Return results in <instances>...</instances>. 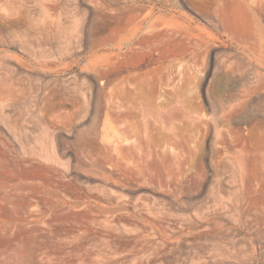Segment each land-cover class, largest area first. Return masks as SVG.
<instances>
[{
    "label": "rangeland",
    "instance_id": "1",
    "mask_svg": "<svg viewBox=\"0 0 264 264\" xmlns=\"http://www.w3.org/2000/svg\"><path fill=\"white\" fill-rule=\"evenodd\" d=\"M146 1L167 34L137 69L181 41L155 100L205 121L156 123L180 168L118 160L100 64L127 0H0V264H264V85L231 80L264 75V0Z\"/></svg>",
    "mask_w": 264,
    "mask_h": 264
},
{
    "label": "bare ground",
    "instance_id": "2",
    "mask_svg": "<svg viewBox=\"0 0 264 264\" xmlns=\"http://www.w3.org/2000/svg\"><path fill=\"white\" fill-rule=\"evenodd\" d=\"M164 1L168 2V0H164ZM164 1L163 4L165 3ZM145 2L147 1L127 0L126 6L112 9L111 14L114 17L112 19L115 20V23L111 21V23L113 22L114 24L108 25L107 27L108 33L103 40H104V45L108 46L107 50H112L113 48H116L118 51L116 50L117 52L115 51L107 52L105 54V57H103L104 59L102 64H100L103 67L105 74L107 76V80H106L107 91L105 90L106 93H104L105 94L104 97L106 99V104H105L106 109L104 108L105 109L104 112L106 114L105 117H107L106 119H108V122L109 120L114 119L118 124V127H116L115 129V135H113L115 136L114 147L116 148V151L117 150L119 151V158H118L119 163L122 166L123 170L126 171H128L129 166H131L132 163L135 164L141 161L146 162V164L151 163L154 155L157 153L158 155H163V156H167V154L169 155L170 153L172 155L171 157L173 162L180 168L182 164L187 162L188 159L183 151H177L173 147L172 150L168 149L166 146L170 144L167 143V145L164 144V146L158 145L162 150L161 153L157 152L156 149L157 144L155 142L156 140L154 141L156 137L153 139V130L156 127V123L159 122L160 124H162L163 128H167V127H171V125L174 123V120L184 117L186 118L189 117V119H191V122H193L196 125V127H200L201 124L205 122L203 117L200 115V113L199 112L197 113L198 110L193 112L181 111V113H176L174 108L168 107L167 109H165V106H169V105L161 104L163 106L162 108L157 106L159 102L155 100L157 88L159 86H161V88H164L165 93L170 92V89L168 87H170L172 84L170 82L171 74L170 75L165 74L164 70L169 66L167 67L164 64L166 63V61H171L175 57L183 56L182 49H184L185 47L181 48V46L178 45L181 41H179V43L175 42V47L174 45L173 46L170 45V47H172V50L173 51L177 50V52L173 53L171 50H168L170 47L169 48L167 47L168 49L167 51L164 52V54L158 55L159 56L158 62H160L159 65L153 68H149L145 71H139L137 69L138 68L137 66L139 65L134 61V56L136 55L138 56L143 55L144 57L149 56L152 54L154 49L156 47H160V45L162 49L163 48L162 45L164 44L165 36L167 34L166 31L167 29L165 27V24H167V22L163 24L164 25L163 27L165 29L164 30L161 27L162 24H160V21L162 22V19L160 18L161 20H159L158 19L159 16L158 17L156 16L157 18L153 19L155 6L153 7L151 6L148 8L143 4L142 5L139 4ZM99 3L101 4V2ZM107 22L108 21H106V23ZM263 31L262 33H264ZM170 35L171 33L169 34V37ZM176 35L177 32L175 34V39H176ZM171 37L169 38V42H167L166 44H171L170 40L173 42L172 39L174 38L171 39ZM156 49L158 50V48ZM172 55L174 56L172 57ZM167 64L169 65V63ZM123 66H126L129 69L127 74L120 75V73H116L115 78H112L114 80L109 78L110 74H112L113 72L115 73V71L118 72L117 69ZM167 73H169V71ZM231 80L234 85L233 87H237L241 85L248 87L249 89L250 87L258 89L264 85V75L260 71H256L254 77L253 76L236 77L234 75L233 77H231ZM252 83L253 86L250 85ZM251 91L245 90L246 94L247 93L249 94V92ZM240 96L241 95H235L234 93H231L228 95V99H226V96L224 99L228 100L227 102L236 101V100L239 101ZM111 123H113V121H111ZM113 128H115V126ZM194 129L197 128L194 127ZM170 140L174 141L171 138ZM166 141L168 142L167 139ZM110 143L113 144L112 141ZM112 144L106 145V149L108 152H110V150L112 151V149L114 148V147L112 148ZM141 168L142 169H140L139 167V172H141L142 175L143 172L142 170L145 169L143 166ZM150 173H152L153 175L152 171L149 172V175H151ZM125 174H127V172H125ZM143 174L145 176L146 172H144ZM168 175L169 178L171 179H174L175 176H177L174 174L172 170L168 172Z\"/></svg>",
    "mask_w": 264,
    "mask_h": 264
}]
</instances>
